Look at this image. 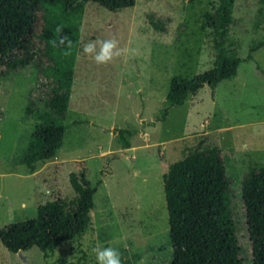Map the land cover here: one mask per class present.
I'll use <instances>...</instances> for the list:
<instances>
[{"label": "rangeland", "instance_id": "obj_1", "mask_svg": "<svg viewBox=\"0 0 264 264\" xmlns=\"http://www.w3.org/2000/svg\"><path fill=\"white\" fill-rule=\"evenodd\" d=\"M75 3L83 12L61 87L64 136L55 156L32 174L20 158L39 122L25 108L42 94V79L32 65L0 76V229L56 212L68 222L83 192L97 191L79 238L47 258L37 247L19 255L0 242V264H97V246L116 248L121 264H172L164 175L171 164L211 149L225 158L240 259L264 264V254L252 252L240 193L245 174L264 169V47L240 63L235 78L214 92L204 86L158 122L171 78L214 65L215 32L203 14L216 15L217 0H135L119 12ZM107 38L131 51L98 65L83 45ZM263 41L264 0H235L226 49L244 58ZM55 117L44 123L56 124ZM125 128L135 131L127 149L117 135Z\"/></svg>", "mask_w": 264, "mask_h": 264}, {"label": "trees", "instance_id": "obj_2", "mask_svg": "<svg viewBox=\"0 0 264 264\" xmlns=\"http://www.w3.org/2000/svg\"><path fill=\"white\" fill-rule=\"evenodd\" d=\"M75 1L0 0V76L8 77L32 65L42 79V94L30 100L25 108L26 115L39 122L20 158L28 174L35 172L36 164L55 156L64 136L60 114L66 106L62 105L61 87L67 79L66 65L75 56L80 31L78 23L83 12V4ZM89 1L110 12L135 5V0ZM188 1L193 5L199 0ZM234 1L217 0L216 15L203 14L215 32L213 67L193 77L173 76L164 106L155 121H165L171 108L182 106L189 96L204 86L214 92L220 82L235 78L240 63L250 60L253 52L264 47V41L251 46L250 53L244 58L226 49L227 25ZM63 34L71 40L70 47L60 44ZM54 116L56 124L44 123ZM134 132L128 128L118 130V141L123 149L130 147L129 139ZM164 179L172 264H243L230 208L231 183L221 150L203 151L171 164ZM96 191L95 186L83 192L73 220L65 222L58 212L40 214L0 229V242L15 254L37 247L47 258V254L58 245L80 237ZM240 193L252 252L254 255L264 254V169H253L245 174Z\"/></svg>", "mask_w": 264, "mask_h": 264}, {"label": "clouds", "instance_id": "obj_3", "mask_svg": "<svg viewBox=\"0 0 264 264\" xmlns=\"http://www.w3.org/2000/svg\"><path fill=\"white\" fill-rule=\"evenodd\" d=\"M58 31L62 32V29H58ZM60 44L65 47L71 46V40L67 34L61 36ZM82 50L98 65L108 64L115 58L127 57L131 51L128 48L119 47V42L115 38L89 40L83 45ZM92 251L95 254L97 264H121V256L116 248L97 246Z\"/></svg>", "mask_w": 264, "mask_h": 264}, {"label": "crops", "instance_id": "obj_4", "mask_svg": "<svg viewBox=\"0 0 264 264\" xmlns=\"http://www.w3.org/2000/svg\"><path fill=\"white\" fill-rule=\"evenodd\" d=\"M23 206H26V203L23 202V203H22V207H23Z\"/></svg>", "mask_w": 264, "mask_h": 264}, {"label": "water", "instance_id": "obj_5", "mask_svg": "<svg viewBox=\"0 0 264 264\" xmlns=\"http://www.w3.org/2000/svg\"><path fill=\"white\" fill-rule=\"evenodd\" d=\"M18 254H19V255H22V253H21V252H18Z\"/></svg>", "mask_w": 264, "mask_h": 264}]
</instances>
